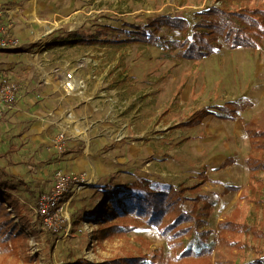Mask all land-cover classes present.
I'll use <instances>...</instances> for the list:
<instances>
[{"label": "rangeland", "instance_id": "374dc122", "mask_svg": "<svg viewBox=\"0 0 264 264\" xmlns=\"http://www.w3.org/2000/svg\"><path fill=\"white\" fill-rule=\"evenodd\" d=\"M15 2L24 4L25 0ZM39 4L41 19L53 31L50 35L68 39L64 46L54 47L69 54L67 73L80 59L90 60V66L78 75L84 83L80 91L64 95L93 132L87 151L78 140L56 161L38 155L33 147L14 151L9 161L0 159V167L7 173L42 192L49 189L54 171L62 170L70 178L69 198L61 203L55 222L60 226L58 235L50 243L47 228L34 220L35 198L19 182L14 183L15 195L29 209V227H22L26 238L21 243L0 252V264H96L145 245L150 251L161 249L169 254L166 242L152 226L102 240L97 237L99 225L80 221L74 226L76 212L90 215L98 204L103 209V199H95L92 187L107 178L114 184L156 178L176 187L198 186L183 195L208 198L212 231L226 220L238 225L254 223L264 232V189L259 205L250 199L244 163L249 144L241 122L256 119L264 129V38L256 50L222 47L208 58L192 61L177 56V50L169 49L165 40L158 46L122 41L132 31H142L149 17L179 14L191 24L194 13L221 6L219 0H39ZM231 5L264 10V0L233 1ZM75 31L79 37L91 36L97 41L72 42L69 33ZM159 35L166 40L180 38V33L165 29ZM240 100H249L251 105L234 121L208 116L196 126L187 124L198 109L214 110L211 107ZM7 111L3 107L2 116ZM224 161L231 163L220 167ZM72 167L77 170L74 175L66 171ZM259 177L264 183V173ZM263 232L259 239L226 232L227 243L217 242L212 264H247L255 259L264 251Z\"/></svg>", "mask_w": 264, "mask_h": 264}, {"label": "trees", "instance_id": "16d2710c", "mask_svg": "<svg viewBox=\"0 0 264 264\" xmlns=\"http://www.w3.org/2000/svg\"><path fill=\"white\" fill-rule=\"evenodd\" d=\"M219 1L221 6L212 5L194 13L191 24L179 14L149 17L142 31H132L128 39L122 42H142L158 46L161 40H165L169 49L177 50V56L192 61L208 58L218 53L222 47L228 50H256L264 38V10L231 5V2L240 0ZM164 29L180 33L179 40H166L163 35H159ZM78 32L69 33L74 39L72 42L83 44L97 41L91 36L79 37ZM250 105L249 100H240L211 107L216 111L203 107L193 112L187 124L196 126L208 116L234 121ZM241 122L249 144V152L244 160L249 172V195L250 199L258 204L264 189V183L259 177L264 173V129L257 125L256 119H241ZM0 158H5V155L0 154ZM230 163L224 161L220 167ZM200 179L203 181L205 175L202 174ZM16 182H19L33 199L35 198L36 206L35 191L38 192L39 188L35 189L32 183L18 180L0 167V188L4 190L0 193V252H7L9 248L21 243L26 238L22 227H29L26 215L29 209L25 204H21L15 195ZM195 188L198 186L176 187L156 178L153 180L141 178L128 184H114L112 178L100 179L92 189L95 199L104 200H100V204H104L103 209L101 210V205L98 204L90 210V215H87V212H76L72 215L74 226L75 222L80 221L99 225L97 237L101 240L107 236L127 234L143 225L152 226L156 228L170 251L164 255L161 249L150 251L144 244L145 246L137 247L134 253L116 256L96 264H212L211 254L217 242L227 243L226 232L240 233L254 239L262 237L261 228L247 222L238 225L225 220L218 223L215 231H212L210 229L212 203L208 198L204 195L192 197L183 195L185 191H193ZM67 198L68 194L62 202ZM82 215L85 216L82 218ZM34 220L42 226L36 213ZM46 233L50 237L49 243L58 235L49 230H46ZM232 242L234 241H230L229 244ZM146 251H150L151 254L145 253ZM72 264L89 263L75 261ZM247 264H264V251H259L258 256Z\"/></svg>", "mask_w": 264, "mask_h": 264}, {"label": "crops", "instance_id": "0c3cea01", "mask_svg": "<svg viewBox=\"0 0 264 264\" xmlns=\"http://www.w3.org/2000/svg\"><path fill=\"white\" fill-rule=\"evenodd\" d=\"M39 6V0H25L24 4L0 0V40L6 37L18 46L0 48V78L15 82L21 92L6 115L0 117V154L5 155L0 159L8 161L11 153L23 151L24 147H33L38 155L51 160L61 159L50 147L51 139L59 131L66 133L67 147L82 140L85 152L91 144L92 125L74 113L67 100L69 97L59 88L67 73L69 54L54 47L64 46L68 39L45 35L41 23L34 19L36 12L45 22L39 14ZM82 59H78L75 67ZM44 75L51 77L49 82ZM63 104L67 109L63 110ZM66 169L72 175L77 171L75 167Z\"/></svg>", "mask_w": 264, "mask_h": 264}, {"label": "built area", "instance_id": "2783aa9c", "mask_svg": "<svg viewBox=\"0 0 264 264\" xmlns=\"http://www.w3.org/2000/svg\"><path fill=\"white\" fill-rule=\"evenodd\" d=\"M15 47H18L16 43L6 37L0 40V48L14 49ZM89 63L90 60L85 61L82 59L74 69L66 73L62 88L64 89V85H66L69 88L68 92L80 91L81 85L84 83L78 75L86 68L85 64ZM18 98V85L7 78H0V117L2 116L3 107L10 108ZM68 141L69 139L63 131H59L53 136L50 141V147L57 157H61L64 154ZM49 182V189L46 192L39 193L36 197L35 213L43 227L57 233L60 226L55 222L59 219L62 200L69 193L70 178L64 171L57 170L52 173Z\"/></svg>", "mask_w": 264, "mask_h": 264}, {"label": "bare ground", "instance_id": "6f19581e", "mask_svg": "<svg viewBox=\"0 0 264 264\" xmlns=\"http://www.w3.org/2000/svg\"><path fill=\"white\" fill-rule=\"evenodd\" d=\"M34 19L36 20V21H39L40 23H41V25H42V27H43V32L45 33V35L47 36V35H50L51 34V30H50V27L45 23V22H42L41 20H40V18L38 17V15L36 14V12H35V14H34ZM48 37V36H47ZM46 42H47V39H46ZM44 77L47 79V80H49V77L47 76V75H44ZM69 86H70V84H69ZM60 89H61V91H62V93H67L68 91H69V88H68V86H66V85H64V89L62 88V85L59 87ZM70 119H73V115H70Z\"/></svg>", "mask_w": 264, "mask_h": 264}]
</instances>
